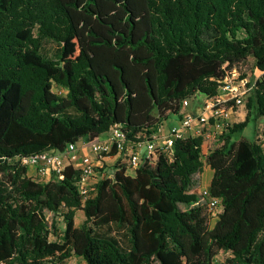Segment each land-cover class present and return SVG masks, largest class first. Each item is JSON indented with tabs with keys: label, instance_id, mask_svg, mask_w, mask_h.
I'll list each match as a JSON object with an SVG mask.
<instances>
[{
	"label": "trees",
	"instance_id": "1",
	"mask_svg": "<svg viewBox=\"0 0 264 264\" xmlns=\"http://www.w3.org/2000/svg\"><path fill=\"white\" fill-rule=\"evenodd\" d=\"M248 58L260 76L247 114L207 155L200 138L176 140L132 174L115 166L87 199L72 167L42 181L20 162L114 126L131 142L148 136L184 100L217 96ZM262 119L264 0H0V264H264V149L258 134L230 141ZM204 167L221 200L212 227L193 192ZM110 225L125 246L100 232Z\"/></svg>",
	"mask_w": 264,
	"mask_h": 264
},
{
	"label": "built area",
	"instance_id": "2",
	"mask_svg": "<svg viewBox=\"0 0 264 264\" xmlns=\"http://www.w3.org/2000/svg\"><path fill=\"white\" fill-rule=\"evenodd\" d=\"M259 76L256 72L255 80ZM255 80L250 84L242 72L232 70L230 75L219 81L217 96L203 97L192 111L188 107L190 99L184 100L178 114V124L171 126L168 133H164L159 126L150 135H138L131 142L120 128L114 126L104 135V139L99 137L92 145L78 141L68 144L63 152L51 150L22 158L20 162L25 167L34 168L36 176L33 177L42 181L59 176L66 166L72 167L79 172L78 192L83 199H87L99 180L114 175L116 168L110 171L108 167V162L114 156L119 157L115 166L124 164L127 170L134 171L141 163L154 161L159 155L170 157L176 140L200 138L202 155L222 146V136L234 125L237 109L252 90ZM143 146L145 151L140 153ZM197 195L198 203L206 206L211 221L218 215L215 214L217 209L221 211V200L212 197L208 188L200 190Z\"/></svg>",
	"mask_w": 264,
	"mask_h": 264
},
{
	"label": "rangeland",
	"instance_id": "3",
	"mask_svg": "<svg viewBox=\"0 0 264 264\" xmlns=\"http://www.w3.org/2000/svg\"><path fill=\"white\" fill-rule=\"evenodd\" d=\"M57 48L58 47L52 42H45L44 43L45 52L49 56H54ZM239 70L242 72L244 77L245 76L248 77V79L250 80L249 81L250 84H252L256 78V72H257L254 70V64H253L252 58H248L246 61H244L242 63V65L240 66ZM53 90L57 93H60V91L55 89V88ZM250 94H251V91L243 98V104L237 109V113L234 116V124H238L244 120V117L247 114V111L245 109V104H246V100L250 96ZM202 98L203 97L201 95L190 98L189 105H188L189 109L191 111L194 110L198 106V104L200 103V100H202ZM178 117H179L178 115L169 114L166 117V119H164L162 121L160 127L164 131V133H168L171 126L178 124ZM257 131H258V133H257ZM261 131H264V119H262L260 121V123H258V125L255 124V122H253L252 120H249L248 124L246 125V127L244 129L238 130V131L231 134L230 141H231V143H234V142L240 141L241 139H245V140L252 142L255 140L256 134H258V139L261 140V144H264V141H262L263 137L261 136ZM104 138H105V136L102 135L101 139H104ZM262 147L264 149V146H262ZM144 151H145V146H143L139 150L140 153H144ZM109 163H110V161L108 162V164ZM112 167L113 166H111V168ZM27 169H28V172H27L28 176H31V177L36 176L34 168H30V167L28 168L27 167ZM127 172L129 174H132V171L129 169L127 170ZM209 174H210V172L207 171V168H204L202 170V174H199L198 176H196V175L194 176L195 187L193 189V192L195 194L196 193L198 194V192H200V190L204 189L205 186L203 184L202 179H204L205 177L208 179ZM109 176H111V175H109ZM218 213H220V209H217L215 214L217 215ZM44 215L46 217V220L48 221L49 229H51V226L53 224H55L59 230H63L64 224H63V220L61 217L55 216L52 213L47 212V211H45ZM216 218H217V216H215L210 221V227H212L214 225ZM83 220H84V216H83L82 212H80V211L76 212L75 218H74L75 225L79 226L83 222ZM100 232L109 236V237L115 238L121 244V246H125L126 234H125L124 230L110 225L108 227L101 229ZM50 240H54V237L51 236ZM227 256L228 255H222V254L218 255L214 259V264H223V262ZM61 264H85V263L80 258L71 257ZM155 264H158V263L155 262Z\"/></svg>",
	"mask_w": 264,
	"mask_h": 264
},
{
	"label": "crops",
	"instance_id": "4",
	"mask_svg": "<svg viewBox=\"0 0 264 264\" xmlns=\"http://www.w3.org/2000/svg\"><path fill=\"white\" fill-rule=\"evenodd\" d=\"M262 141H264V139H262ZM262 146H264V144H262ZM117 157L118 156H114L113 158L110 159V163L108 164V167H109L110 171H113V168H115V161H117L119 159V157L118 158ZM111 166H113V167L111 168ZM204 168H207V171L210 172L208 179L206 177L204 179H202L203 184L205 186V187L204 186L203 187L204 188H208L209 187L210 180L212 178V171L208 167H204Z\"/></svg>",
	"mask_w": 264,
	"mask_h": 264
}]
</instances>
